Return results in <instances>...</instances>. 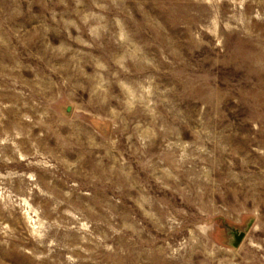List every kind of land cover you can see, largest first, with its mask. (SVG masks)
<instances>
[{
	"label": "rangeland",
	"instance_id": "1",
	"mask_svg": "<svg viewBox=\"0 0 264 264\" xmlns=\"http://www.w3.org/2000/svg\"><path fill=\"white\" fill-rule=\"evenodd\" d=\"M0 264H264V0H0Z\"/></svg>",
	"mask_w": 264,
	"mask_h": 264
},
{
	"label": "water",
	"instance_id": "2",
	"mask_svg": "<svg viewBox=\"0 0 264 264\" xmlns=\"http://www.w3.org/2000/svg\"><path fill=\"white\" fill-rule=\"evenodd\" d=\"M70 110L68 109V112ZM251 223H249L246 227V229H244L243 231H238L235 228H230L229 234H231V236H233L234 238L231 239L230 241V245L235 248L238 249L239 246L241 245V243L243 242V240L245 239V236L249 230Z\"/></svg>",
	"mask_w": 264,
	"mask_h": 264
}]
</instances>
